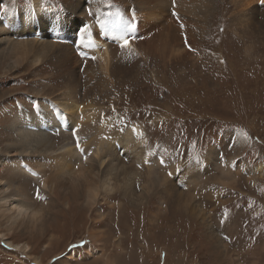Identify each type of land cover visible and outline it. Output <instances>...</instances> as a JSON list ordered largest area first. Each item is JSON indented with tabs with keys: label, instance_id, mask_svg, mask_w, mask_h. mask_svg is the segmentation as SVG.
Masks as SVG:
<instances>
[{
	"label": "rangeland",
	"instance_id": "1",
	"mask_svg": "<svg viewBox=\"0 0 264 264\" xmlns=\"http://www.w3.org/2000/svg\"><path fill=\"white\" fill-rule=\"evenodd\" d=\"M172 1L161 0L160 4H163L165 9L157 10L160 16L168 18L164 25L159 20L157 29L169 35L176 27L175 22L170 18L175 10ZM144 3L145 0H0V38H3L0 41V48L5 50L16 45L9 56L2 55L0 50V147H4L8 138L10 140L9 136L5 137L6 132L3 127L9 126L13 119L12 110L19 113L21 108L28 111L44 108L48 100L64 102L65 85L76 79L80 93L86 91L88 93L83 103L91 110V117L85 119L86 123L93 122L91 127H88V132L95 133L100 128L107 131L108 127L111 131H122L127 127L138 125L144 130L149 154L158 145H164L173 153L174 159L182 160L179 168L181 170L191 161L205 159L202 176H195L186 184L179 183V177L174 180L177 200L179 202L180 199L188 200L189 203H195L202 208L205 216L210 217V232L201 225H196V221L182 213L175 214L177 215L175 217L172 212L173 217L172 215L168 217L163 212L164 216L157 219V221L161 220L160 229L156 228L157 231L153 235L146 234L148 227L146 220L145 223L139 222L141 226L140 229L137 228L138 211L131 213L124 203L122 212L119 211L118 214L119 220L123 219L125 224H135L134 227L129 225L133 230L129 235L120 229L121 227H117L115 210L104 207L105 213L113 212L112 220L90 222L89 217L92 215L82 210L79 215L76 214L77 219L72 222L66 220L65 223V217L63 219L61 215L56 214L53 218L51 214L53 219L49 230L37 232L34 230L31 233L6 231L9 227L0 216V232H4L7 239L13 243L26 242L33 249L30 255L21 254L14 249H6L0 242V264H55L71 248L81 249L88 240L86 237L88 227L98 229L105 237L104 251L114 257L110 264H120L119 261L114 263L117 252L120 251L116 247L117 236H123L121 241L126 238L121 244V252L126 254L124 258L122 255L121 264L126 262L127 264H177L178 260L180 264H225V262L264 264V257L254 259L251 255L254 249L258 250L257 253L264 251V248L261 251L264 246V173H259L257 168L260 166L264 169V20L262 26L259 24L263 15L248 12L246 16L237 14L238 9L233 6L231 0H198V5L190 10L189 15L192 12L191 20L196 18L204 22L203 34L195 36L200 47L193 46L190 42L186 45L185 39H191L182 38L181 33H175L176 39L182 38L181 42L171 43V52L167 50L168 52L162 55L159 47L153 53L140 49L143 46L138 45L145 39L144 32L136 23L142 12L146 11ZM12 13L19 17L24 13L30 15L32 21L28 25L33 26L35 30L38 28L36 20L39 14L52 15L53 33L49 32L50 35H46V38L58 46L54 45L46 56H41L38 64L35 60L40 55L36 57L35 52L41 44L32 43L27 46L20 44L26 41L25 38L35 36L32 30L25 29L21 32L17 27H9L7 21ZM116 13H119V17L122 16L119 22L122 29L128 33V39L133 41L132 47L127 46L126 49L120 47V41L115 34ZM129 23L134 24L135 27L129 30L127 27ZM99 35L104 38L108 48V59L110 58L109 61L112 63L111 72L108 73L104 72L98 53H79L80 44L85 46L91 36L99 39ZM235 35H241L243 42L239 44L231 40ZM213 43L223 50L209 49L206 52L214 54V63L207 67L209 71L206 75L207 98H203L205 109H201L205 111L199 110L180 115L182 113L179 108L174 116L159 112L155 118L149 117V112L145 110H148L151 102L173 106L172 96H179L187 88L188 84L185 81L191 76L186 72L188 67L180 64V61L188 62L193 57H200L201 53L195 48L200 49L204 44L205 49L211 47ZM65 46L71 48V53L67 57L70 74L63 71V65L54 64L56 59H59L56 62L62 61V53L58 48L62 50ZM134 53L142 59L143 66V68L139 67L140 76H136L137 78H134V71L123 75L115 67V63L123 55ZM202 57L204 63L207 57L203 55ZM89 61L91 65L87 66ZM193 77V80L198 78ZM121 80L129 81V93L134 90L131 86L142 87L135 92L134 97H131L129 104L123 103L128 108L125 110L116 109L117 104L111 107L109 104V101L118 98L116 84ZM192 84L198 89L195 81ZM108 93L109 97H107ZM194 96L199 98L200 93L196 92ZM141 105H144V108ZM140 108H142L141 112ZM119 121L121 122L117 125ZM92 126L95 127L92 129ZM71 141L72 138L69 139V142ZM228 163L230 166L226 165ZM13 171V165L8 162L0 165V179L13 178L26 184V188L30 191L32 187L39 188V183L32 180V177L25 178L21 174L18 175L19 173L14 174ZM169 173L164 171L161 165V172L158 175L163 182L173 179ZM220 177L227 182L225 185H219L216 181ZM250 179H255V182H251ZM233 181L234 187L231 185ZM142 183L140 182L141 186ZM141 186H138L139 190ZM153 187L155 186H149L152 193H154ZM216 188H221L223 192L222 196H219L221 199L219 202L218 196L215 197L211 193ZM157 189L161 190L160 196L166 199L165 191L161 187ZM41 202L40 200L30 207V213L35 212L32 217L34 216L36 228H39V223L47 212ZM158 204H160L159 199L150 202V206ZM164 206L165 203L162 207ZM143 208L146 210L148 207ZM62 212L60 214L66 213ZM148 216L149 214L145 212V217ZM219 239L230 249L225 257L217 255L221 250L217 248ZM48 240L50 245L46 247ZM154 244L157 247L153 246ZM142 245L145 247L148 245L151 252L142 254L139 249ZM139 254L142 256L141 260L138 259ZM33 256L38 257L41 263L35 262ZM99 259L100 261H95V264H105L102 262L104 260L102 257ZM81 264H92V261L89 258Z\"/></svg>",
	"mask_w": 264,
	"mask_h": 264
},
{
	"label": "bare ground",
	"instance_id": "2",
	"mask_svg": "<svg viewBox=\"0 0 264 264\" xmlns=\"http://www.w3.org/2000/svg\"><path fill=\"white\" fill-rule=\"evenodd\" d=\"M160 1L161 0H145L144 6L146 11L142 12L141 17L136 20L138 27L142 29L145 35V39L143 38L144 40L138 44L143 46V48L141 47L140 49L153 52L159 47L161 49H158L161 51L160 53L165 55L168 51L171 52V43H179L182 38L191 39L187 41L192 43L193 46L199 45L200 47L195 36L203 34L205 28L203 25L204 22H200L196 18L191 20L190 16H193L192 12L189 15L190 10L198 5V0L172 1L176 15L174 16L172 13L170 18L175 22L176 27L171 35H169V33H162L161 30L157 29L159 20L162 22V25L168 20V18H165L163 15L160 16L158 13L159 11H157L159 9L161 11L165 9V6L160 4ZM231 2L233 6L238 9L237 14H243L246 16V12H248L249 14L263 15L259 22L261 26L263 25L264 3H261V0H241L237 2L231 0ZM118 14L119 13H116V17L113 18L116 21L115 34L120 41V37L128 38V33L122 29V25L119 22L122 19V16L119 17ZM29 17L30 15H26L25 13L20 17L17 16V14L12 13L9 15L7 25L13 28L17 27L21 32H24L25 29L32 30L35 37L25 38L26 41L20 44H23V46L31 45L32 43L41 44L40 48L35 52L36 57L40 55L35 60L36 64H38L41 56H46L54 45H56L55 47L58 46V44H54L52 40L46 38V35H50L49 32L53 33L52 28L54 27V20L49 13L39 14L36 20L38 28L35 30L33 29V26L28 25L29 22L32 21ZM194 20H196L197 23L194 22ZM181 24L184 25L183 28H181ZM175 33H181L182 38L176 39ZM241 37V35H235L231 40L240 44L243 42V38ZM1 39L3 38H0V41ZM89 40L90 41L85 46L84 44H80L79 53H98V56L101 58V63L104 66V72H111L110 67L112 63L109 61L110 58L108 59V48L104 42V38L100 35L99 39L91 36ZM132 42L133 41L131 40L128 46L132 47ZM167 45L169 48H167ZM15 46L16 45L7 47L5 50L4 48H0L1 54L9 56L8 54L13 51ZM202 46L200 49L195 48L196 51L201 53L200 57H193L188 62L180 61V64H185L188 67L186 72L191 76V78L185 81L188 86L187 88L184 87V93L181 92L179 96H172L173 106L167 103L161 105L151 102V105L148 106V110L144 109L149 112V117L154 116L155 118L158 116L159 112L167 115L172 114L174 116L175 111L179 108L182 113L180 115L191 112L194 113L195 111L205 109L203 98H207L206 75L209 74L207 67L214 63V54H207L206 52H208L209 49L220 50L221 48L219 49V45H215V43H213L211 47H206L205 49V46ZM251 46L252 45H250V47ZM58 49L62 53L63 59L61 62H56V60L58 61L59 59L54 60V64L55 66L57 64L63 65V71L65 70L66 74L67 72L70 74V70L68 71L69 59L67 57H69L68 54L71 53V48L65 46L62 50L60 48ZM135 49L140 51L138 47H135ZM134 54L123 55L122 58L115 63V67L116 70L123 75H127L134 71V78H137L140 76L139 67L141 66L143 68V66L141 63L142 59ZM202 55L207 57L205 58L204 63H202V60H204ZM86 65L90 66L91 62L89 61ZM193 76H197L198 78L193 80ZM75 80H71L69 81L70 83L68 82V84L65 85L63 91L64 102L48 100L44 108L39 107L32 111L21 108L19 113L12 110L14 116L12 117L13 119L10 121L9 126L3 127L6 132L5 137L9 136L10 140L8 138V141L4 143L5 148L0 147V165L2 166L5 162H8L13 165V170L15 171H13L14 174L19 173L18 175L21 174V176L23 175L25 178L27 176L30 178L32 177V180L39 183L41 195L44 197V199H37L36 189L32 187V191H30L26 188V184H23L18 180L13 178L5 180L0 179V216L7 222L6 226L9 228H6V231L17 230L23 233H31L34 230L36 232L45 231V229L49 230L50 227H52V223L50 222L56 214L61 215L63 219L66 218L64 220L66 223L67 221L72 222L74 219H77L75 218L76 214L79 215L82 210H85L92 215L89 217L90 222H97L104 219L112 220L113 212L109 213L106 211L105 213L103 211L104 207L109 208L112 211L115 210L114 218H117V227H121L120 229L124 230L125 233L129 235L133 231L131 226L134 227L135 224H129L131 225L129 226L124 223L123 219L119 220L118 212H122L124 203L125 207L130 209L131 213L138 211L136 214L137 228L140 229L141 224L139 222L145 223L146 220L148 225L146 228V234L153 235L157 231L156 228H159V223L161 224V220L157 221V219L164 216L163 212L168 217H170V215L173 217L172 212L174 215L182 213L186 215L187 218L196 221V225H201L210 232V217L205 216L202 208H199L195 203H189L188 200L184 201L183 199H180V202L177 200L178 194H176L177 188L175 184L176 181L174 180L179 177L178 182L186 184L189 183L193 177L202 176L205 159L191 161L181 170L179 168L181 165L180 161L182 160H179V158L174 159L173 153L168 151L164 145H158L152 149L149 154V151H147L146 148L147 141L145 139L144 130L138 125L127 127L122 131H111L108 127V129H106L108 133L101 128L95 131V133L88 132V127H91L93 124L91 121H88V123L85 121V119L91 117V110L86 108V105H83L88 93L86 91L81 94L79 91V85ZM126 80L117 81L116 86L118 88L117 92L119 93L118 98L115 101H109L110 107L113 106V104H117L116 109L118 110L128 109L123 103L129 104L131 97L135 96V92L142 89L141 86H131V89L133 90L134 88V90L129 93V81ZM193 81H195V86L198 89L194 88V85L192 84ZM196 92L200 93L199 98L194 96ZM107 97H109V93L107 94ZM141 103L143 104V102ZM141 106L144 108V105ZM141 111L142 108H140V112ZM204 111L205 110H201V112ZM120 122L121 121H119L117 125H119ZM93 127L95 126H92V129ZM73 130L76 131L80 140L81 148L85 150L84 152H80L76 149V138L72 135ZM71 138L73 141L69 142V139ZM88 153H90V155H88ZM85 156H87V159H85ZM161 160H163L164 163H161ZM161 165L163 166L164 171H169L171 173L173 179H167L166 182L162 181V178L158 175L159 172H161ZM226 165L230 166V163ZM257 168L259 173H264L263 167L259 166ZM33 173H35V175H33ZM222 178L223 177H220L216 180L219 185H225L227 183L225 180L223 181ZM142 181L144 182L142 183ZM250 181L255 182V179H250ZM140 182L142 183V186ZM150 185L155 186L153 187L154 193L150 191ZM231 185L234 187V181ZM138 186H141L140 190L138 189ZM160 187L165 191L164 194L166 199H163L162 196H160L161 190L158 191L157 189ZM211 193L215 197L218 196V199H214L215 202L221 200L219 198L223 193L221 188H216ZM212 195L210 194V197ZM116 198L120 199L115 201L114 199ZM154 199H159L160 204L150 206V202ZM40 200L47 212L42 218V222L39 223V228H36L34 224V216L32 217L35 212L30 213V207L37 204ZM163 203H165L164 207H162ZM143 207L148 208L144 210L145 208ZM142 210L144 214L141 212ZM62 211H65L66 213L60 214ZM145 212L146 214H149L147 218L145 217ZM51 214H53V218H51ZM176 216L177 215H175V217ZM237 217L239 219V216ZM182 221H184V219H182ZM181 225L184 226L183 224ZM177 226L179 227V225ZM121 233L123 234V232ZM86 237L88 240H86L87 242H85L81 249L71 248L67 253H64L55 264H81L82 261L89 258L91 259L92 264H95V261H100L99 258L101 257L104 259L102 260L103 263L110 264L114 257H112L109 252L107 253L104 251L103 239L105 237L100 231L88 227ZM122 237L117 236L115 238L116 247H118L120 251L117 252L118 255L114 263H118L119 261L121 264L122 259L126 256L124 252H121L122 241L126 239L125 238L121 241ZM0 242L4 244L6 249L11 248L21 254L30 255L33 250L26 242L13 243L8 240L4 232H0ZM140 242L141 241H139V243ZM48 245H50L49 240L46 243V247ZM153 246L157 247L155 244ZM217 248L221 249L217 255L223 257H225L224 255L230 250L220 239L218 240ZM263 248L264 246L261 248V251H263ZM139 249L142 254L145 252L147 254L148 252H151L150 249H148V245H146V247L145 245H142ZM257 251L258 250L255 251L254 249L251 252L254 259L264 257V251L258 253ZM141 257V254H139L138 259L141 260ZM32 258L35 262L41 263V260L38 257L33 256ZM125 264H127V262ZM177 264H180L179 260ZM225 264L228 263L225 262Z\"/></svg>",
	"mask_w": 264,
	"mask_h": 264
},
{
	"label": "snow or ice",
	"instance_id": "3",
	"mask_svg": "<svg viewBox=\"0 0 264 264\" xmlns=\"http://www.w3.org/2000/svg\"><path fill=\"white\" fill-rule=\"evenodd\" d=\"M174 2H175V0H174ZM261 3H264V0H261ZM173 15L175 16L176 13L173 12ZM127 27L130 30L131 28H134L135 25L129 23L127 25ZM183 27H184V25L181 24V28H183ZM129 43H130V40L128 38L120 37V47L121 48H126L129 45ZM185 44L188 45L187 39H185ZM189 47H190V45H189ZM190 50H191V48H190ZM92 58L95 59V57H92ZM34 107H36V105H34ZM72 135H73V137L76 138V149L78 151H80V152H84L85 150L81 148L80 140H79V137H78V135H77V133H76L75 130L72 131ZM88 155H90V153H88ZM85 159H87V156H85ZM145 162H147V161H145ZM161 163H164V161L161 160ZM33 175H35V173H33ZM169 175H171V173H169ZM36 198L37 199H44V197L41 195V192H40V189L39 188L36 189Z\"/></svg>",
	"mask_w": 264,
	"mask_h": 264
}]
</instances>
